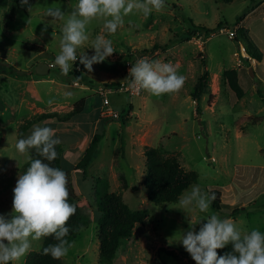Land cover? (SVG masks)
<instances>
[{
  "label": "rangeland",
  "instance_id": "374dc122",
  "mask_svg": "<svg viewBox=\"0 0 264 264\" xmlns=\"http://www.w3.org/2000/svg\"><path fill=\"white\" fill-rule=\"evenodd\" d=\"M168 4L149 16L129 14L116 33H108L103 20H93L89 40L78 49V55L94 54L90 47L101 33L112 40L114 48L110 57L93 65V71L83 73V86L129 84L130 68L142 57L171 62L185 83L179 91L160 96L142 89L140 96L131 97L109 88V108L122 115L131 104L134 113L127 122L102 118L108 131L98 145L97 160L87 168L86 177L81 170L76 179L67 173L89 225L78 233L60 264H106L100 259L97 237L99 189L105 183H109V192L122 195L132 210L147 213L136 225L132 239L122 242L113 264H197L179 241L182 233L190 230L191 218L218 214L231 218L245 231H264V100L259 94H264V0H168ZM30 7L22 6L20 0H0V214L11 213L13 189L31 161L28 151L20 153L16 143L20 126L32 115L21 100L31 102L35 92L28 84L17 83L20 79L16 75L23 77L25 71L34 74L39 62L55 64L64 21L49 17L46 9L73 10L72 0H30ZM239 17L243 20L237 24ZM190 20L210 29L222 23V28L237 31L241 42L220 30L190 41L180 40L177 36L190 27ZM26 43L41 46L42 52L27 51ZM241 43L251 48L260 62L252 58L246 61L240 54ZM155 45L159 47L153 49ZM59 70L56 65L46 77H55ZM205 71L210 80L199 110L192 94ZM11 75L17 78L13 82ZM63 76L68 80V75ZM232 86L241 90V95ZM38 87L43 101L39 106L45 110L52 109L53 102L78 101L82 93L81 87ZM69 92L71 95H66ZM68 141L73 144L77 140L71 136ZM146 147L163 148L167 155L178 158L184 170L197 173L193 185L207 192L221 191L222 211L213 210L211 205L206 213L196 208L184 211L177 208L178 202L162 206L149 202ZM75 181L80 188L75 187ZM200 226L196 225L197 231ZM45 238L33 241L31 250L14 264H27L31 253L41 252Z\"/></svg>",
  "mask_w": 264,
  "mask_h": 264
},
{
  "label": "clouds",
  "instance_id": "9594fccd",
  "mask_svg": "<svg viewBox=\"0 0 264 264\" xmlns=\"http://www.w3.org/2000/svg\"><path fill=\"white\" fill-rule=\"evenodd\" d=\"M20 2L31 10L30 0ZM166 7H169L168 0H72L70 13L61 7H48L46 14L49 17L64 21L55 64L67 75L79 59L89 72L93 71L94 64L105 61L114 53L112 40L101 33L90 47L95 50L94 54L89 56L81 52L78 55V49L89 40L88 29L93 20H103L104 29L116 33L129 14L136 12L149 16L154 10ZM43 31H47V25ZM130 76L131 87L139 86L156 96L177 92L185 83V77L171 62L143 57L132 64ZM60 143L55 129L40 124L34 125L30 134L16 143L20 153L35 148L43 159H32L26 171L19 174L13 189L12 211L0 214V264H14L31 250L33 241L48 236L57 243L45 247V254L60 259L69 252L67 222L75 214L76 205L69 201L67 173L49 163L57 158L56 145ZM216 198L215 192L209 194L199 185H193L179 198L177 208L184 211L196 208L206 213ZM202 218H191L190 230L182 233L179 239L197 264H264V231L258 228L245 231L231 218H221L218 214ZM197 224L201 225L199 231ZM229 245L231 251L218 253V249Z\"/></svg>",
  "mask_w": 264,
  "mask_h": 264
},
{
  "label": "trees",
  "instance_id": "16d2710c",
  "mask_svg": "<svg viewBox=\"0 0 264 264\" xmlns=\"http://www.w3.org/2000/svg\"><path fill=\"white\" fill-rule=\"evenodd\" d=\"M224 3H232L235 0H216ZM243 20L242 17H239L237 24ZM223 24L219 23L218 26L214 29L206 28L203 26H197L192 20H190V27L183 32V34L178 35L177 38L184 41H190L195 37L210 35L218 32L222 28ZM237 41L239 40L238 32L235 36ZM241 42V41H240ZM247 50V53L250 58L260 62L259 59L255 57L251 48H248L241 43ZM159 46L155 45L153 49H157ZM25 49L30 52L40 53L42 52V47L35 44L26 43ZM246 61H249L246 59ZM2 66V63H0ZM62 74L61 70H59ZM87 69L77 60L74 63V70L70 71L68 79L71 83L79 82L82 84V75ZM26 72H23L25 75ZM230 75V72H229ZM80 77V78H78ZM132 79V77L130 76ZM210 75L208 71H205L204 74L200 77L198 84L195 87V91L192 94L193 100L197 103V108L200 110V104L204 94L207 91L209 85ZM231 83H233L230 77ZM236 80H234L235 83ZM111 88H120L119 84L111 83L107 85ZM233 89L240 93L237 87L232 86ZM260 97L264 100V94L259 92ZM241 95V93H240ZM84 105V100H80L75 108L74 112L78 113L82 106ZM130 112L124 113L121 115V120L127 122L129 119ZM57 113L41 114L35 116V118L27 120L26 123H23L20 126V138L24 137L26 132L34 126V124L39 123L42 120L57 118ZM59 118V117H58ZM103 139V134L98 133L92 139L89 147L86 149L85 155L83 156L80 163L77 165V169L84 172L86 177V170L90 164L97 158L98 145ZM58 156L54 161L49 163L54 167H61V158L63 153V147L61 144L56 145ZM31 160L36 158L43 157L36 151L35 148L28 150ZM146 176H145V186L148 191V200L156 206H162L165 204L177 203L179 198L183 193L188 190L193 184L198 180L197 173L187 172L183 169L180 164V161L177 157L169 156L166 154L163 148L155 147H146ZM31 163V161H30ZM30 163L27 165L26 169L30 166ZM25 169V171H26ZM109 183H105L101 189H99V203H98V212L100 215V223L98 229V240L100 243V259L102 263L113 264L118 254V250L124 240H130L134 236V231L136 225L142 223L147 216L146 211H135L132 210L123 200L122 195L109 192ZM69 188V201L76 205L75 214L70 217L67 222L70 232L66 239L70 242V245L75 241L78 233L81 229L89 225V220L86 216L81 213L82 202L77 199L71 183L68 182ZM216 193V200L211 204L213 210L221 212L223 209V195L219 190H210L208 193ZM238 211V210H237ZM231 216H235L234 214ZM57 243L52 236L45 238L44 247H47L49 244ZM34 252L31 253L28 257L27 264H60V259H53L50 254H45L43 252ZM218 253L223 254L227 251H231V245L227 246L224 249H218ZM173 254V252H170Z\"/></svg>",
  "mask_w": 264,
  "mask_h": 264
},
{
  "label": "crops",
  "instance_id": "0c3cea01",
  "mask_svg": "<svg viewBox=\"0 0 264 264\" xmlns=\"http://www.w3.org/2000/svg\"><path fill=\"white\" fill-rule=\"evenodd\" d=\"M39 62L37 65L41 64ZM51 64V63H50ZM37 67V66H36ZM23 77L16 75L18 77L17 83L28 84L29 86L33 87L34 97L31 102H26L25 100H21V105H26L29 110L32 111V115L27 117V120L41 114H49V113H57L58 117L53 119H46L39 122L42 126H49L56 130V136H58L61 140V145L68 147L66 150L63 147V153L61 158V167L66 173H72V176L76 179L77 173H79L77 169V165L82 160L86 149L89 147L92 139L96 134H98L99 130L103 134V138L106 137L108 129L105 128V120L101 117V109L103 107L102 99L97 94V88H93L92 86H83V84L76 86L74 83H70L69 79L66 80L63 75L57 73V75L53 78L50 76H41L38 75L36 72L32 74L30 71ZM51 73V69H50ZM36 76H40L35 78ZM10 77V76H9ZM4 79V78H3ZM7 80V78H5ZM4 79V80H5ZM12 82L17 79L14 78V75H11L9 78ZM22 79V80H21ZM69 82V83H68ZM47 85L50 84L54 86V88H61L63 90L69 89L70 87H81L82 93L80 95V100H84V105L80 109L78 113L74 112V108L76 104L80 101H64L55 103L53 102L52 109L45 110V108L39 106V103L43 102L38 94L39 85ZM19 87V86H18ZM28 87V86H27ZM48 87V86H47ZM50 90H52L50 88ZM133 106L129 105L128 113L133 115ZM130 117V115H129ZM24 121L22 120L20 123L22 124ZM110 128V123L107 125ZM73 136L76 138L75 143H71L69 138ZM81 150L80 153L78 151ZM98 158V156H97ZM97 158L94 160L96 161ZM93 161V162H94ZM92 162V163H93ZM91 163V164H92ZM90 164V166H91ZM89 166V167H90ZM88 167V168H89ZM84 177V176H83ZM80 184L78 181H75V187L80 188Z\"/></svg>",
  "mask_w": 264,
  "mask_h": 264
},
{
  "label": "built area",
  "instance_id": "2783aa9c",
  "mask_svg": "<svg viewBox=\"0 0 264 264\" xmlns=\"http://www.w3.org/2000/svg\"><path fill=\"white\" fill-rule=\"evenodd\" d=\"M220 32L221 33L226 32L229 35H231L232 38H234L237 35V31L227 30L226 28H221ZM198 37L200 38L201 36H198ZM240 54L242 56H246V59L250 60V57L247 53V50L243 45L240 46ZM49 66H50V69L56 68V65L54 63H51ZM74 84L76 86L81 85L79 82H75ZM131 84H132V81L129 82V84L120 86L119 90L125 92L126 94H128L131 97L140 96L142 93V88H140L139 86L131 87ZM109 88H111V87H108L106 85H103V86L97 88V94L100 96V98L102 99V103H103V107L101 109V117L119 120V119H121V114L114 112L109 108L110 107V101H109L108 95L111 92V89H109Z\"/></svg>",
  "mask_w": 264,
  "mask_h": 264
},
{
  "label": "water",
  "instance_id": "95a60500",
  "mask_svg": "<svg viewBox=\"0 0 264 264\" xmlns=\"http://www.w3.org/2000/svg\"><path fill=\"white\" fill-rule=\"evenodd\" d=\"M35 72L41 76L49 75L50 74V66H49V64L41 63L35 68ZM250 74L252 76H254V72H253L252 68L250 70Z\"/></svg>",
  "mask_w": 264,
  "mask_h": 264
},
{
  "label": "bare ground",
  "instance_id": "6f19581e",
  "mask_svg": "<svg viewBox=\"0 0 264 264\" xmlns=\"http://www.w3.org/2000/svg\"><path fill=\"white\" fill-rule=\"evenodd\" d=\"M215 90V89H214Z\"/></svg>",
  "mask_w": 264,
  "mask_h": 264
}]
</instances>
